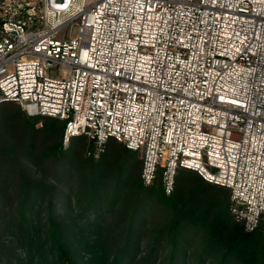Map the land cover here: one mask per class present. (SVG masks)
I'll use <instances>...</instances> for the list:
<instances>
[{
	"label": "built area",
	"instance_id": "1",
	"mask_svg": "<svg viewBox=\"0 0 264 264\" xmlns=\"http://www.w3.org/2000/svg\"><path fill=\"white\" fill-rule=\"evenodd\" d=\"M5 102L63 120L94 158L109 138L140 152L165 194L178 168L227 188L264 241V0H0Z\"/></svg>",
	"mask_w": 264,
	"mask_h": 264
},
{
	"label": "trees",
	"instance_id": "2",
	"mask_svg": "<svg viewBox=\"0 0 264 264\" xmlns=\"http://www.w3.org/2000/svg\"><path fill=\"white\" fill-rule=\"evenodd\" d=\"M64 127L0 105V264H264L227 188L178 168L165 194L140 152L109 138L94 159L85 136L62 148Z\"/></svg>",
	"mask_w": 264,
	"mask_h": 264
},
{
	"label": "rangeland",
	"instance_id": "3",
	"mask_svg": "<svg viewBox=\"0 0 264 264\" xmlns=\"http://www.w3.org/2000/svg\"><path fill=\"white\" fill-rule=\"evenodd\" d=\"M77 28H78L77 23H72L71 25L66 26V27L62 28L61 30H59L56 33L55 37L58 38V39H62V38H73V37H75L77 35ZM36 127H40V123H37L36 124ZM70 141H71V139L66 144H63L62 139H61L62 148H65L66 146H68V144L70 143ZM85 141L88 142V139L86 137H85ZM116 142H118V141L116 140ZM118 143H121V142H118ZM94 159H96V158H94ZM229 202H230V198H229ZM28 262H29V264L31 263L30 262V259H29Z\"/></svg>",
	"mask_w": 264,
	"mask_h": 264
},
{
	"label": "clouds",
	"instance_id": "4",
	"mask_svg": "<svg viewBox=\"0 0 264 264\" xmlns=\"http://www.w3.org/2000/svg\"><path fill=\"white\" fill-rule=\"evenodd\" d=\"M250 213L251 214L246 216L243 221V228L245 232H250L253 230L257 222V217L259 215V211L255 209L250 210Z\"/></svg>",
	"mask_w": 264,
	"mask_h": 264
}]
</instances>
